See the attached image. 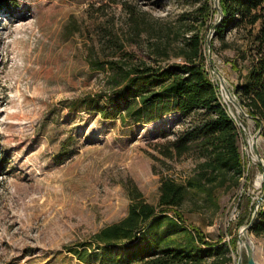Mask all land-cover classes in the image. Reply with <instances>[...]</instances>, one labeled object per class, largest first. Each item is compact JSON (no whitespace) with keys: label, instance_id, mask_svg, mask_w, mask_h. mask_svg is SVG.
<instances>
[{"label":"rangeland","instance_id":"1","mask_svg":"<svg viewBox=\"0 0 264 264\" xmlns=\"http://www.w3.org/2000/svg\"><path fill=\"white\" fill-rule=\"evenodd\" d=\"M114 1L16 0V5L0 6V264H119L127 252L189 248L180 227L163 218L133 245L115 244L95 253L87 247L84 260L73 253L77 245L127 214V186L135 184L147 202L156 204L161 177L183 181L194 167L190 157L169 159L160 152L163 143L186 127L179 113L122 122L121 107L104 103L108 80L89 58L92 49L99 48L95 24L112 19L119 25L124 17ZM210 1L213 22L218 12ZM197 5V0H140L139 7L166 18ZM203 36L207 70L219 96L226 98L215 71L236 97L232 89L240 72L232 67L235 51L217 50L218 40H213L217 48L212 49L213 33L207 46L209 29ZM244 65L239 64L242 73ZM87 95L96 98L97 106L74 109L73 101ZM226 102L239 118L244 173L237 185L216 189V206L197 194L180 209L187 222L210 237L221 235L229 241L238 239L244 225L238 222L249 216L259 198L258 207L264 208L258 161L264 160V139L254 137L259 125L253 117ZM246 235L256 263L264 264V240ZM231 255L234 264L245 262L240 241Z\"/></svg>","mask_w":264,"mask_h":264},{"label":"trees","instance_id":"2","mask_svg":"<svg viewBox=\"0 0 264 264\" xmlns=\"http://www.w3.org/2000/svg\"><path fill=\"white\" fill-rule=\"evenodd\" d=\"M117 1L124 17L119 25L112 19L95 24L99 48L92 49L89 58L93 68L106 74L104 103L110 108L121 107L122 122H147L168 112L179 113L186 127L175 139L163 143L160 152L169 159L190 157L194 167L183 181L161 177L156 204L147 202L135 184L127 186V214L95 232L91 241L77 245L73 253L84 260L87 247L95 253L115 244L133 245L153 224L167 218L180 227L188 250L167 247L149 254L127 252L120 256L119 264H234L231 253L237 237L229 241L221 235L210 237L187 222L180 209L197 194L216 206V189L237 185L244 169L238 129L206 66L203 31L214 25L210 20L215 9L210 0H197L193 10L164 18L141 10L140 0ZM219 2L223 17L214 26L211 47L216 49L213 40H218L217 50L235 51L232 67L240 72V80L232 91L261 125L264 139V0ZM1 5H16V0H0ZM229 34L233 37L230 41ZM240 62H245L244 73L239 69ZM96 101L93 95H87L74 100L73 108L90 109L97 106ZM99 111L107 114L104 109ZM252 211L238 225L245 219L249 222ZM247 232L264 240L262 206Z\"/></svg>","mask_w":264,"mask_h":264},{"label":"water","instance_id":"3","mask_svg":"<svg viewBox=\"0 0 264 264\" xmlns=\"http://www.w3.org/2000/svg\"><path fill=\"white\" fill-rule=\"evenodd\" d=\"M213 3H214L215 8H216V10L218 12V18L214 22V25L209 28V36H208L207 42H206L207 46H210V37L212 36V33H214V26L216 24H218V22L223 17V11H222L221 7L218 4V0H214ZM215 73L217 74V76H218V78L220 80V86L224 90L226 98L228 99V101H230L243 116L249 117L250 115L245 112V110L243 109L244 107L241 106V104L237 101V99H235L236 97H233L232 94L230 93V91L228 90V88L225 86L224 79H223L222 75L218 71H215ZM260 135H261V125L258 126V129H257L256 134L254 135V137H257V136H260ZM258 161H259V163L261 165V168H262L261 177H262V184H263L264 183V160L262 158H258ZM260 199L261 198H259L257 200V202H256V205H255V207H254V209L252 211V214H251L249 222L245 221L243 223L244 225L239 230L237 241H240L241 244L245 247V250H246V261L244 263L239 261L238 264H257L255 259H254V253H253L254 246H253L251 240L247 237L246 232L248 231V227L251 225V223H252V221H253V219H254V217L256 215V211L258 209V204L260 202ZM241 235H244V238L241 237Z\"/></svg>","mask_w":264,"mask_h":264},{"label":"built area","instance_id":"4","mask_svg":"<svg viewBox=\"0 0 264 264\" xmlns=\"http://www.w3.org/2000/svg\"><path fill=\"white\" fill-rule=\"evenodd\" d=\"M221 94H222V92H221ZM223 95V94H222ZM222 99H223V101H222ZM220 100H221V102L224 104H227V102H226V98L223 96V98H222V96L220 97ZM227 108V112H228V114L230 115V117L232 118V120L234 121V123H235V125H236V127H237V129H238V132H239V126H238V122H237V119H239L238 118V115L237 114H234V113H232L231 112V110H230V108L229 107H226ZM241 126L243 127V124L241 123ZM244 128V127H243ZM248 142V141H247ZM248 145H249V142H248ZM251 145V144H250ZM244 173V172H243ZM243 175V174H242Z\"/></svg>","mask_w":264,"mask_h":264},{"label":"bare ground","instance_id":"5","mask_svg":"<svg viewBox=\"0 0 264 264\" xmlns=\"http://www.w3.org/2000/svg\"><path fill=\"white\" fill-rule=\"evenodd\" d=\"M251 144V143H250ZM250 147V146H249ZM254 158V157H253Z\"/></svg>","mask_w":264,"mask_h":264}]
</instances>
